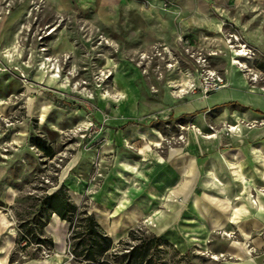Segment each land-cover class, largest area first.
Listing matches in <instances>:
<instances>
[{"label": "rangeland", "instance_id": "374dc122", "mask_svg": "<svg viewBox=\"0 0 264 264\" xmlns=\"http://www.w3.org/2000/svg\"><path fill=\"white\" fill-rule=\"evenodd\" d=\"M226 93L264 96V0H0V264L31 197L61 183L95 211L125 192L147 205L130 228L168 237L195 264L233 262L220 231L183 247L159 224L186 204L171 164L237 130L217 104Z\"/></svg>", "mask_w": 264, "mask_h": 264}, {"label": "crops", "instance_id": "0c3cea01", "mask_svg": "<svg viewBox=\"0 0 264 264\" xmlns=\"http://www.w3.org/2000/svg\"><path fill=\"white\" fill-rule=\"evenodd\" d=\"M223 98L217 104L230 111L236 123L230 129L237 130L193 147L181 167L177 160L171 164L170 187L173 193H186V204L170 203V217L161 216L159 224H170L169 237L183 247L220 231L216 239L224 240L226 249L218 253L235 258L223 264H264V96L226 93ZM103 196L98 210L90 211L117 243L147 210L146 203L131 205L125 192L123 201L110 193ZM44 231L54 242L53 255L16 264H73L66 256L68 223L52 215ZM164 239L171 243L168 237ZM175 248L189 254V250ZM197 259L198 255H192V264Z\"/></svg>", "mask_w": 264, "mask_h": 264}, {"label": "trees", "instance_id": "16d2710c", "mask_svg": "<svg viewBox=\"0 0 264 264\" xmlns=\"http://www.w3.org/2000/svg\"><path fill=\"white\" fill-rule=\"evenodd\" d=\"M29 143L48 159L55 156L45 137L32 134ZM45 186L40 195L31 197L29 216L17 224V248L9 254L10 264L43 257V251L53 249L54 242L44 231L52 215L68 223L66 249L73 264H192L187 252L181 254L169 241L140 227L131 228L125 238L113 243L93 212L84 204H76L64 184L51 190V186ZM29 245L34 246L32 252L23 259L15 258L17 250Z\"/></svg>", "mask_w": 264, "mask_h": 264}, {"label": "built area", "instance_id": "2783aa9c", "mask_svg": "<svg viewBox=\"0 0 264 264\" xmlns=\"http://www.w3.org/2000/svg\"><path fill=\"white\" fill-rule=\"evenodd\" d=\"M50 251H43V256L44 255H48L47 253H49ZM66 255L68 256V257H70V255H69V253H68V251H67V249H66Z\"/></svg>", "mask_w": 264, "mask_h": 264}, {"label": "bare ground", "instance_id": "6f19581e", "mask_svg": "<svg viewBox=\"0 0 264 264\" xmlns=\"http://www.w3.org/2000/svg\"><path fill=\"white\" fill-rule=\"evenodd\" d=\"M243 51H244V50H243ZM238 54H240V53H238ZM232 128H234V127H231V129H232ZM123 192H124V191H123ZM171 193H172V192H171ZM147 199H148V198H147ZM153 200H154V199H153ZM146 202H147V201H146ZM154 205H155V204H154ZM155 206H156V205H155ZM146 207H147V205H146ZM156 211H157V210H156ZM154 212H155V211H154Z\"/></svg>", "mask_w": 264, "mask_h": 264}]
</instances>
